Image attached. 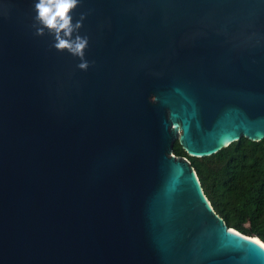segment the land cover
<instances>
[{
	"label": "water",
	"instance_id": "95a60500",
	"mask_svg": "<svg viewBox=\"0 0 264 264\" xmlns=\"http://www.w3.org/2000/svg\"><path fill=\"white\" fill-rule=\"evenodd\" d=\"M0 0V264H264L190 162L264 139V0H81L87 71Z\"/></svg>",
	"mask_w": 264,
	"mask_h": 264
},
{
	"label": "trees",
	"instance_id": "16d2710c",
	"mask_svg": "<svg viewBox=\"0 0 264 264\" xmlns=\"http://www.w3.org/2000/svg\"><path fill=\"white\" fill-rule=\"evenodd\" d=\"M172 154L190 162L213 211L229 229L264 243V139L241 138L203 158L188 156L176 142Z\"/></svg>",
	"mask_w": 264,
	"mask_h": 264
},
{
	"label": "clouds",
	"instance_id": "9594fccd",
	"mask_svg": "<svg viewBox=\"0 0 264 264\" xmlns=\"http://www.w3.org/2000/svg\"><path fill=\"white\" fill-rule=\"evenodd\" d=\"M80 2L81 0H36L31 27L35 30V36L42 37L45 34L51 36L52 48L61 53L66 51L74 58H78L80 62L76 67L81 71H87L94 63L85 58L89 37L80 35L87 14L81 13L75 22L73 18V12Z\"/></svg>",
	"mask_w": 264,
	"mask_h": 264
},
{
	"label": "bare ground",
	"instance_id": "6f19581e",
	"mask_svg": "<svg viewBox=\"0 0 264 264\" xmlns=\"http://www.w3.org/2000/svg\"><path fill=\"white\" fill-rule=\"evenodd\" d=\"M263 248H264V246H263Z\"/></svg>",
	"mask_w": 264,
	"mask_h": 264
}]
</instances>
